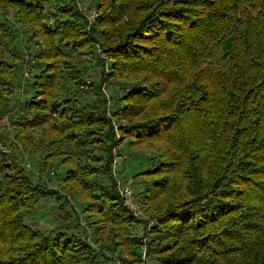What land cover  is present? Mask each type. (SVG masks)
Returning <instances> with one entry per match:
<instances>
[{
  "label": "trees",
  "instance_id": "trees-1",
  "mask_svg": "<svg viewBox=\"0 0 264 264\" xmlns=\"http://www.w3.org/2000/svg\"><path fill=\"white\" fill-rule=\"evenodd\" d=\"M47 2L0 0L29 25L26 44L44 65L29 84L40 95L10 115L15 148L22 131L29 149H46L74 144L73 134L85 128L90 138L64 155V190L91 217L105 250L137 253L141 239L128 235L134 218L121 197L87 180L99 172L92 164L118 144L110 118L96 104L52 100L82 80L79 54H90L84 49L94 36L112 69L135 83L112 112L125 121L121 135L158 157L150 173L162 175L146 182L143 195L159 225L149 252L161 264H264V0H97L89 31L71 0L48 10ZM11 59L0 57V116L12 106L18 58ZM68 120L78 131H67ZM23 172L0 183V264H90L94 252L86 241L46 239L22 218L33 192Z\"/></svg>",
  "mask_w": 264,
  "mask_h": 264
},
{
  "label": "rangeland",
  "instance_id": "rangeland-1",
  "mask_svg": "<svg viewBox=\"0 0 264 264\" xmlns=\"http://www.w3.org/2000/svg\"><path fill=\"white\" fill-rule=\"evenodd\" d=\"M96 1L71 0L74 11L86 24L87 31L99 16ZM55 2L56 0H48L47 10ZM53 21V17H48L49 25ZM0 23L4 25L3 29L8 32L6 34L3 31L0 32V57L2 55L10 62H12V56L18 58L15 77L11 81L12 84L9 85V92L12 95L10 96V105L13 107L4 106L2 112L7 110L10 112L0 116V183H6L5 177L14 175L17 169L24 171L26 177L32 180L33 183L30 182L33 187L31 206L22 209V218L37 230L41 237L46 239L47 237L53 239L61 234L76 235L77 238L86 241L94 252V257L90 256L87 259L90 264H161L160 256H157L155 251L151 253L148 250L150 244L154 245L155 243L156 234L152 233L154 228H158L159 225L157 226L156 219L150 215L143 203L146 182H151L158 175H162L150 173L158 165V157L149 146L138 144V141H134L133 138L122 136L118 128L125 125V121L112 116L114 109L123 104L122 95L135 83L126 80L125 75L121 76L112 69L113 63L107 56V49L92 36L93 43L84 49H90V54L83 50L79 54L83 60V65H79L82 80L75 85L70 84L67 90L55 96L58 99L52 98L53 101H60L64 96H67L66 98L77 101L78 105L93 106L96 104L98 110H103V113L111 120L113 134L118 144L110 149L111 153L103 157V162L92 164L91 170L99 172L87 180L93 182L94 186L97 183L106 185L107 191L114 192L121 197L129 214L133 216L134 221L129 224L127 229L128 235L141 239V243L137 253L125 255L115 249L111 253L104 249L105 247L97 240L96 230L94 232L92 224L88 223L91 217H86L87 214H85L84 208H81L77 198L70 197V194L64 190L63 178L67 169L64 155L67 150L83 147L82 143H78V141L90 138V133H87L85 128L81 129L82 132L73 134L74 144L62 143L60 146L54 147L56 142H52L50 148L46 149H29V139L26 138L25 145L24 138L20 139V135L24 134L22 131L19 132V142L25 148L22 145H17L15 148L14 145L18 142V132L16 133L17 130L12 127L10 115L23 111V105L29 99L40 95L41 92L33 94L29 84L34 81L44 65L40 64L35 57L34 48L26 44L31 31L29 25L27 26L26 23L21 25L12 9L3 7L2 3H0ZM85 57L89 58L85 59ZM79 59V56L75 58L76 63ZM9 107L12 108L9 109ZM68 123L67 131L69 133L74 130L78 131L76 125H72L69 120ZM13 147L15 149L9 152V149ZM100 155L103 154L100 153ZM42 164H45L46 167L44 168ZM125 187L130 190L127 197L122 195ZM92 190L93 188L88 189L86 193L89 194ZM80 193L87 195L85 192ZM129 204L135 206L137 213L133 212L128 206ZM149 242L151 243L149 244Z\"/></svg>",
  "mask_w": 264,
  "mask_h": 264
},
{
  "label": "built area",
  "instance_id": "built-area-1",
  "mask_svg": "<svg viewBox=\"0 0 264 264\" xmlns=\"http://www.w3.org/2000/svg\"><path fill=\"white\" fill-rule=\"evenodd\" d=\"M129 194H130V190L128 189V187H125L123 189L122 195L125 196V197H127ZM128 206L133 210L134 213H137V210H136V208H135L134 205L129 204Z\"/></svg>",
  "mask_w": 264,
  "mask_h": 264
}]
</instances>
